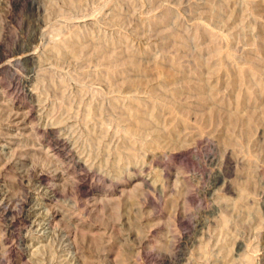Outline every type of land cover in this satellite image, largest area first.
<instances>
[{
    "label": "rangeland",
    "instance_id": "374dc122",
    "mask_svg": "<svg viewBox=\"0 0 264 264\" xmlns=\"http://www.w3.org/2000/svg\"><path fill=\"white\" fill-rule=\"evenodd\" d=\"M0 94V264H264V0H0Z\"/></svg>",
    "mask_w": 264,
    "mask_h": 264
},
{
    "label": "bare ground",
    "instance_id": "6f19581e",
    "mask_svg": "<svg viewBox=\"0 0 264 264\" xmlns=\"http://www.w3.org/2000/svg\"><path fill=\"white\" fill-rule=\"evenodd\" d=\"M74 35V34H73ZM75 37V36H74ZM71 42V41H70ZM78 44V43H77ZM79 51V50H78ZM22 58H24L25 60H29V59H31L32 58V55H31V53L30 52H26L25 54H23V57ZM24 60V61H25ZM29 61H32V60H29ZM112 63V62H111ZM153 89V88H152ZM154 90V89H153ZM2 94V93H1ZM0 94V95H1ZM1 101H2V99H1ZM5 107V106H4ZM3 109H5V108H3ZM7 110V109H6ZM11 110V109H10ZM14 111V110H13ZM10 112H12V111H10ZM18 112V111H17ZM7 113V112H6ZM8 114V113H7ZM10 114V113H9ZM16 114V113H15ZM15 116V115H14ZM21 118H22V122L24 123V117H23V115L22 116H20ZM140 117V116H139ZM1 118V117H0ZM5 118H7V116H5ZM10 118H12V117H10ZM19 118V117H18ZM26 119V118H25ZM19 120H21V119H19ZM19 120L17 121V122H19ZM12 121V120H11ZM16 122V123H17ZM2 124V123H1ZM21 125V124H20ZM23 125V124H22ZM26 126V125H25ZM28 127V126H27ZM17 128H19V127H17ZM29 128V127H28ZM2 131V130H1ZM0 131V132H1ZM23 131V130H22ZM6 132V131H5ZM13 132V131H12ZM8 134V133H7ZM6 134V135H7ZM1 135V134H0ZM10 136H9V138L11 139V140H14V138H15V135H14V133H12V134H9ZM20 136V135H19ZM22 142V141H21ZM20 144H22V143H20ZM20 144H18V145H20ZM17 146V145H16ZM21 146V145H20ZM5 147V146H4ZM10 147V146H9ZM18 147V146H17ZM23 147V146H22ZM6 148V147H5ZM13 148H14V146H13ZM3 150V148H0V150ZM8 149V148H7ZM9 150V149H8ZM7 150V151H8ZM21 150V149H20ZM24 150V149H23ZM17 151V150H16ZM12 152L14 153V150H12ZM19 152V151H18ZM24 152V151H23ZM20 153H22V150L20 151ZM32 153H34V152H32ZM27 154H28V151H27ZM21 155V154H20ZM10 156V155H9ZM9 156H7V157H9ZM51 168V167H50ZM49 169V168H48ZM57 170V169H56ZM53 171H55V170H53L52 169V172ZM58 171H60V170H58ZM58 174V173H57ZM60 175V174H59ZM59 175H57L58 177H59ZM51 176H53V175H51ZM56 176V177H57ZM39 179H42L43 177H45V174H43V173H39L38 174V176H37ZM215 181H219L220 179H221V173L219 172L218 174H216L215 175ZM54 180V179H53ZM4 186V185H3ZM2 188H4V187H2ZM59 214V213H58ZM48 216V215H47ZM46 217V216H45ZM58 218V217H57ZM57 220V219H56ZM28 224V223H27ZM31 225V224H30Z\"/></svg>",
    "mask_w": 264,
    "mask_h": 264
}]
</instances>
